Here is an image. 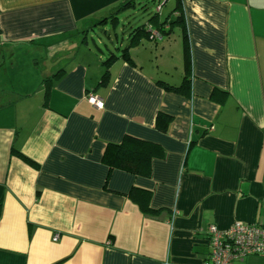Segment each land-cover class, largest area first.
<instances>
[{
	"label": "crops",
	"instance_id": "0c3cea01",
	"mask_svg": "<svg viewBox=\"0 0 264 264\" xmlns=\"http://www.w3.org/2000/svg\"><path fill=\"white\" fill-rule=\"evenodd\" d=\"M125 1L0 0V264H203L209 226L264 225V0L162 7L161 38ZM126 135L160 148L149 177L103 163Z\"/></svg>",
	"mask_w": 264,
	"mask_h": 264
},
{
	"label": "trees",
	"instance_id": "16d2710c",
	"mask_svg": "<svg viewBox=\"0 0 264 264\" xmlns=\"http://www.w3.org/2000/svg\"><path fill=\"white\" fill-rule=\"evenodd\" d=\"M155 4V11L150 17L148 18L149 21L157 17L161 11L162 6L166 3L167 0H151ZM135 3L137 5V9H141L140 11H143L147 8V2L145 0H140V2L137 3V0H127L120 4L118 6L119 8L128 9L129 6ZM141 3V4H140ZM133 11V10H131ZM129 11V12H131ZM174 18L171 19L169 23H179L183 21V12L181 8V0H175V5L173 8V12H175ZM165 21L160 22L156 21V29L160 34L164 33L166 31L165 27ZM145 25H138L134 26V31H141L145 32L144 29ZM147 32V31H146ZM127 46H125L122 50H126ZM188 51V49H187ZM118 56L116 54L111 53L109 55L105 62L108 63L112 61L113 59L117 58ZM165 84V83H163ZM169 90L179 91L180 87H173V86H166ZM170 119V116L167 114H163L159 112L156 117V128L164 132L166 129L165 124ZM13 152L22 159L24 162L31 166H35V163L21 154L19 151L14 150ZM160 152V148L153 143L141 140L139 138L126 135L123 137L121 142L119 143H108L105 151L102 156V161L105 163L110 170L112 169H119L123 171H127L129 173H132L134 175L143 176V177H149L151 173V162L153 158ZM137 194V195H136ZM129 198L135 202L139 209L147 214L152 215L158 210L152 209L149 206V193L137 190L136 188H132V190L128 194Z\"/></svg>",
	"mask_w": 264,
	"mask_h": 264
},
{
	"label": "built area",
	"instance_id": "2783aa9c",
	"mask_svg": "<svg viewBox=\"0 0 264 264\" xmlns=\"http://www.w3.org/2000/svg\"><path fill=\"white\" fill-rule=\"evenodd\" d=\"M149 31L151 37L161 38L156 29L149 27ZM86 99L97 109L104 107L103 99L93 92H88ZM206 237L209 253L203 264H232L250 254H264V225L236 221L226 228L209 226Z\"/></svg>",
	"mask_w": 264,
	"mask_h": 264
},
{
	"label": "rangeland",
	"instance_id": "374dc122",
	"mask_svg": "<svg viewBox=\"0 0 264 264\" xmlns=\"http://www.w3.org/2000/svg\"><path fill=\"white\" fill-rule=\"evenodd\" d=\"M140 2V0H137V3ZM145 2H147V8L143 11H140L141 9H136L134 11H131V12H128L126 14V17L127 18H132L131 19V22H132V25L134 24H143L145 23L148 18L150 17V15H152L155 11V4L151 1V0H145ZM141 4V3H140ZM175 5V0H167L166 1V5H163V9H164V15L170 11L171 8H173V6ZM122 17V16H121ZM147 26L144 27V29L150 34V31H149V27L151 28V26L148 25V27L146 28ZM97 32V35H99L103 41L108 44V45H111L109 41H107L106 37L103 36V32L99 30H96ZM117 34L119 36V39L121 37H124L126 35V33H122L121 31V25L119 26V29L117 30ZM99 47L101 49H104V44H99ZM113 50V49H112ZM1 65V64H0ZM5 93L3 92V90H0V98L1 99H5ZM0 104L3 105V101H0Z\"/></svg>",
	"mask_w": 264,
	"mask_h": 264
}]
</instances>
